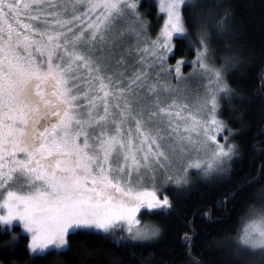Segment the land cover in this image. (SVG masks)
<instances>
[{
  "label": "snow or ice",
  "instance_id": "obj_1",
  "mask_svg": "<svg viewBox=\"0 0 264 264\" xmlns=\"http://www.w3.org/2000/svg\"><path fill=\"white\" fill-rule=\"evenodd\" d=\"M142 7L141 0H0V235L9 237L0 264H50L71 250L72 235L118 238L125 250L151 246L161 229L141 226L138 214H171L164 186L232 174L239 150L222 117L240 96L231 81L245 58L228 6L158 0L165 19L154 38ZM189 39L193 75L206 81L194 103L181 73L187 62L168 63L176 43ZM262 182L264 167L226 194L224 207L249 193L251 210L264 214ZM252 231L258 236L241 237L231 264L264 257V229ZM183 239L189 244L187 232ZM186 264L202 262L189 254Z\"/></svg>",
  "mask_w": 264,
  "mask_h": 264
},
{
  "label": "trees",
  "instance_id": "obj_2",
  "mask_svg": "<svg viewBox=\"0 0 264 264\" xmlns=\"http://www.w3.org/2000/svg\"><path fill=\"white\" fill-rule=\"evenodd\" d=\"M141 2L140 11L147 13L144 19L150 25V35L154 36L162 15L155 0ZM221 2L229 8L234 33L245 58L244 68L231 81L232 86L240 90V96L234 105L224 106L222 117L230 120L229 128L235 134L231 143L239 150L232 174L217 180L192 178L190 187L170 193L175 205L171 214L149 215L161 229V237L151 246L125 250L116 244L117 238L105 243L91 236L72 235L71 250L66 255L49 257L50 264H84V260L89 264H112L110 258L113 256L123 264H139L141 259L148 258H152L153 264H186L189 254L202 264H231L239 258L237 249L243 247L239 241L242 225L251 215L264 214L251 210L252 204L246 201L249 193L238 195L227 208L223 200L226 194L231 195L249 178H258L261 167H264V135H261L264 133V0ZM179 59L187 62L181 67L182 76H191L195 47L190 39L176 43L175 56L168 63L174 67ZM234 106H239L240 110L233 112ZM260 186L256 185V189ZM15 231L19 232V228ZM185 232L190 236L189 244L184 243ZM8 239V236L0 235V247ZM25 244L26 239L20 240V248L14 255H21ZM246 264H264V257L259 254L247 257Z\"/></svg>",
  "mask_w": 264,
  "mask_h": 264
},
{
  "label": "rangeland",
  "instance_id": "obj_3",
  "mask_svg": "<svg viewBox=\"0 0 264 264\" xmlns=\"http://www.w3.org/2000/svg\"><path fill=\"white\" fill-rule=\"evenodd\" d=\"M155 3H156V5H158V0H155ZM160 14L162 15V22H161L160 26L158 27V29H157L158 31L155 33V35L159 33L161 27L164 24L165 17H164V15L162 13H160ZM145 22H146V20H145ZM148 35L151 36L149 30H148ZM155 35L152 36V37L154 38ZM184 78H186V85L185 86L188 89L190 101L194 103L196 101L197 94L198 93L201 94V95L203 94V92H204V84H206V81H204L202 77L197 76V75H193V74L191 76H189V77H184ZM224 135H225V133L221 134V136L219 137L221 143L224 142L223 141V136ZM201 159L204 160L205 162H207V160L204 157L203 153H201ZM194 171L195 170H193V172ZM192 178L195 179V178H199V177L193 176ZM148 186L150 187L151 184L149 183ZM164 187L168 188V193L167 194L169 195V197H170V193L175 194V193H178V192L183 190V189L173 190V186L172 185H167V186H164ZM163 194H164V190H163V187H162L161 190H160V195H163ZM149 215H150V213H148L147 210H142L141 213L138 214V216L140 218V221H141V226L144 225V224H154L152 222V220L150 219ZM18 228H19V232L21 234L27 235V234L23 233V230L20 227H18ZM253 228L264 229V215H259V216L258 215H251L246 220V222L241 227V230H240V233H239V241L241 240V237H243L245 235L246 232H251V234L253 236H258V231H252ZM156 241H154L152 243H155ZM251 251L258 252V250H251Z\"/></svg>",
  "mask_w": 264,
  "mask_h": 264
},
{
  "label": "flooded vegetation",
  "instance_id": "obj_4",
  "mask_svg": "<svg viewBox=\"0 0 264 264\" xmlns=\"http://www.w3.org/2000/svg\"><path fill=\"white\" fill-rule=\"evenodd\" d=\"M18 228V227H17ZM24 235V234H23ZM26 236V235H25Z\"/></svg>",
  "mask_w": 264,
  "mask_h": 264
}]
</instances>
